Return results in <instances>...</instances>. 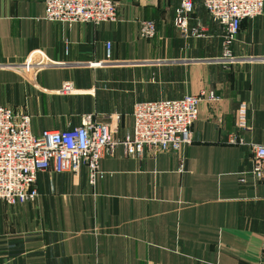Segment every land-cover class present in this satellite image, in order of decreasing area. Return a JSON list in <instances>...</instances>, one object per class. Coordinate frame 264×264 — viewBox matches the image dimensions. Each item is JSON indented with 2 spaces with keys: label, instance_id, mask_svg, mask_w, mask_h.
<instances>
[{
  "label": "crops",
  "instance_id": "0c3cea01",
  "mask_svg": "<svg viewBox=\"0 0 264 264\" xmlns=\"http://www.w3.org/2000/svg\"><path fill=\"white\" fill-rule=\"evenodd\" d=\"M118 1L119 18L96 24L48 20L45 0H0V104L30 113L35 133L120 113L122 137L137 101L218 98L200 100L193 141L177 151L119 144L95 184L86 164L42 170L35 201L0 200V264H264V181L250 144L229 141L246 101L241 133L264 143V11L243 19L230 61L202 0L188 34L175 23L180 0ZM143 18L156 21L153 37L139 34ZM38 53L50 64L26 77L16 64Z\"/></svg>",
  "mask_w": 264,
  "mask_h": 264
},
{
  "label": "built area",
  "instance_id": "2783aa9c",
  "mask_svg": "<svg viewBox=\"0 0 264 264\" xmlns=\"http://www.w3.org/2000/svg\"><path fill=\"white\" fill-rule=\"evenodd\" d=\"M211 17L223 27L222 60H235L233 44L244 18H253L264 11V0H202ZM194 0H180L175 23L185 34L190 28L189 17ZM44 17L52 21L100 23L119 18L118 0H45ZM157 32L153 18L140 19L139 34L153 37ZM107 56L112 42L107 41ZM93 64H102L94 61ZM50 64L43 53L32 55L16 64L26 77ZM69 90V85L65 86ZM207 97L218 98L214 90L187 93L180 97L147 99L134 104V124L122 137L116 136L120 113H112L108 121H95L91 114L78 125L68 128L31 129V114L10 105L0 104V200L10 204L35 201L39 196L36 185L39 171H71L77 173L83 164L89 170L90 182L95 184L101 173V159L114 154L119 144L127 155H141L149 149L177 151L193 141L192 124L199 114V102ZM248 104L238 107L237 130L230 132L229 141L248 143L253 153L250 169L256 181H264V143L247 142L241 133L249 126ZM242 181L246 179L241 178ZM96 264H105L98 261Z\"/></svg>",
  "mask_w": 264,
  "mask_h": 264
}]
</instances>
